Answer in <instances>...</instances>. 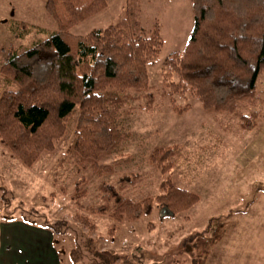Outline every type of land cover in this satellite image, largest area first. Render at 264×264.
<instances>
[{
  "label": "trees",
  "instance_id": "1",
  "mask_svg": "<svg viewBox=\"0 0 264 264\" xmlns=\"http://www.w3.org/2000/svg\"><path fill=\"white\" fill-rule=\"evenodd\" d=\"M189 2L193 28L183 50L171 52L162 61V93L187 91L204 111L228 114L236 118L239 129L250 131L262 117L257 107L264 102L256 88V78L264 72V0ZM107 4V0H45L44 10L56 31L24 48L11 43L1 46L5 56L0 62V86L4 87L0 91V145L21 165L31 167L43 154L53 152L73 116V137L59 164L71 163L77 170L88 169L102 178L114 175L128 161L118 157L104 163L103 159L130 136L119 119L128 102L144 99L145 109L153 106L148 67L163 40L157 21L149 28L141 24L137 0H125L123 16L106 28L81 36L70 33ZM8 26L19 39L38 29L23 21ZM170 102L177 115L191 107L177 104L173 97ZM181 153L178 144L154 145L149 150L148 165L163 176L155 195H134L142 176L124 172L113 182L101 180L96 187L98 202L82 205L85 180L74 181L71 199L76 210L71 220L94 231L95 224L81 211L107 216L114 222L107 230L112 237L117 224L149 215L155 203L172 214L187 211L200 196L173 183L170 170ZM66 221L44 220L40 225L58 235L64 232ZM227 226V219L211 217L205 232L185 242L192 249L191 264H206ZM82 236L92 257L88 264H130L126 256L90 246L92 238Z\"/></svg>",
  "mask_w": 264,
  "mask_h": 264
},
{
  "label": "rangeland",
  "instance_id": "2",
  "mask_svg": "<svg viewBox=\"0 0 264 264\" xmlns=\"http://www.w3.org/2000/svg\"><path fill=\"white\" fill-rule=\"evenodd\" d=\"M107 1L106 9L74 26L70 33L85 35L92 29L106 28L122 17L125 0ZM137 1L141 24L149 28L157 21L163 45L148 67L149 84L155 97L153 106L145 109L144 99L128 102L119 119L122 129L130 136L118 151L103 159L104 163L118 157L128 161L114 175L102 178L88 169L77 170L71 163L59 164L73 137L74 116L65 136L56 142L55 150L43 154L31 167L21 165L0 145V222L7 217L37 223L67 220L61 228L63 233H53L60 264L90 263L92 257L83 246L84 233L92 238L90 246L122 254L130 264H191L192 249L185 242L205 232L211 217L230 221L237 213L248 210L250 200L255 199L253 220L247 224H238L235 220L234 227L213 248L206 264H264V102L257 107L262 113L257 126L244 131L238 128L236 118L204 111L187 91L174 95L162 93V61L171 52L183 50L193 28L190 2ZM44 2L0 0V62L5 56L1 46L11 43L15 48H24L56 31L55 22L44 10ZM15 21L38 29L24 38H16L8 26ZM3 88L1 85L0 91ZM256 88L264 98V72L257 76ZM170 97L181 106L190 104V109L181 115L175 114ZM171 144L180 145L182 153L173 162L170 175L174 185L198 193L200 200L193 207L172 214L155 203L149 215L117 224L112 237L107 230L114 222L107 216L81 211L95 224L94 231L74 224L71 220L76 210L71 199L74 181L85 180L82 205L98 202L96 187L101 180L113 182L124 172H138L142 176L132 191L134 195H155L159 193L163 176L148 165L147 154L154 145Z\"/></svg>",
  "mask_w": 264,
  "mask_h": 264
},
{
  "label": "crops",
  "instance_id": "3",
  "mask_svg": "<svg viewBox=\"0 0 264 264\" xmlns=\"http://www.w3.org/2000/svg\"><path fill=\"white\" fill-rule=\"evenodd\" d=\"M255 201L251 203L248 210L237 213L228 221V226L219 243L236 222L247 224L250 219L249 222L253 220ZM0 264H60L54 234L33 220H18L13 217L2 219L0 222Z\"/></svg>",
  "mask_w": 264,
  "mask_h": 264
},
{
  "label": "water",
  "instance_id": "4",
  "mask_svg": "<svg viewBox=\"0 0 264 264\" xmlns=\"http://www.w3.org/2000/svg\"><path fill=\"white\" fill-rule=\"evenodd\" d=\"M188 249H190V248H188Z\"/></svg>",
  "mask_w": 264,
  "mask_h": 264
}]
</instances>
